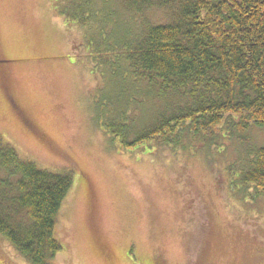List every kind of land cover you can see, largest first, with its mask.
Returning a JSON list of instances; mask_svg holds the SVG:
<instances>
[{"label":"rangeland","instance_id":"rangeland-1","mask_svg":"<svg viewBox=\"0 0 264 264\" xmlns=\"http://www.w3.org/2000/svg\"><path fill=\"white\" fill-rule=\"evenodd\" d=\"M56 5L0 0V133L40 167L74 171L55 262L264 264V194L232 183L234 159L264 143V129L244 144L122 150L95 122L83 29ZM0 264L29 263L0 235Z\"/></svg>","mask_w":264,"mask_h":264},{"label":"trees","instance_id":"trees-1","mask_svg":"<svg viewBox=\"0 0 264 264\" xmlns=\"http://www.w3.org/2000/svg\"><path fill=\"white\" fill-rule=\"evenodd\" d=\"M56 4L83 29L99 77L95 122L122 150L244 144L264 129V0ZM155 8L166 21H151ZM246 150L234 159L232 183L264 194V143ZM73 184L72 169L40 167L0 133V235L29 264H58L55 227Z\"/></svg>","mask_w":264,"mask_h":264},{"label":"flooded vegetation","instance_id":"flooded-vegetation-1","mask_svg":"<svg viewBox=\"0 0 264 264\" xmlns=\"http://www.w3.org/2000/svg\"><path fill=\"white\" fill-rule=\"evenodd\" d=\"M2 60V58H0V61Z\"/></svg>","mask_w":264,"mask_h":264}]
</instances>
